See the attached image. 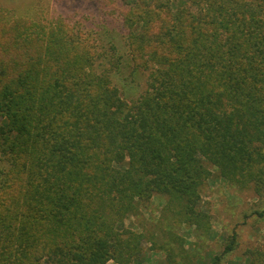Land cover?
<instances>
[{"label": "trees", "instance_id": "obj_1", "mask_svg": "<svg viewBox=\"0 0 264 264\" xmlns=\"http://www.w3.org/2000/svg\"><path fill=\"white\" fill-rule=\"evenodd\" d=\"M113 1L125 85L116 48L99 68L72 20L0 12V264H141L145 243L169 264H219L235 234L206 260L176 234L209 235L206 182L264 196V0ZM154 199L147 237L127 222ZM244 258L264 264V247Z\"/></svg>", "mask_w": 264, "mask_h": 264}, {"label": "rangeland", "instance_id": "obj_2", "mask_svg": "<svg viewBox=\"0 0 264 264\" xmlns=\"http://www.w3.org/2000/svg\"><path fill=\"white\" fill-rule=\"evenodd\" d=\"M113 0H0V12L9 11L16 16L33 17V12L43 9V15L49 20L64 18L72 20L81 33L91 35L95 39L99 59V68L107 62L106 52L110 46L115 47L122 56L124 64L120 73L113 76V82L125 85L128 75L126 62L130 60L124 39L125 30L117 12H111L109 7ZM4 25V23H1ZM148 73L138 74L131 84L132 96H138L146 88ZM264 195V193H262ZM164 203L154 199L148 211L130 219L127 224L147 237L155 232V221ZM202 205L211 217V229L204 241L196 239L191 231L180 227L176 234L183 237L184 247L190 253L197 254L203 260L208 256H220L223 241L232 234L236 235V247L233 252L223 256L219 264H245L244 255L248 248L255 245L264 247V220L253 215L254 211L264 206V196L256 195L249 189H237L224 180L213 175L206 182L202 194ZM158 242H169L168 238H154ZM146 254L141 264H169L164 251L154 250L151 244H144ZM151 249L150 251L148 250ZM188 256V253H187ZM179 261V259H177ZM113 264V263H108Z\"/></svg>", "mask_w": 264, "mask_h": 264}]
</instances>
